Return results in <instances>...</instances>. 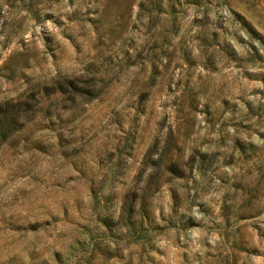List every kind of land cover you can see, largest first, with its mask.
I'll return each instance as SVG.
<instances>
[{"label": "rangeland", "instance_id": "374dc122", "mask_svg": "<svg viewBox=\"0 0 264 264\" xmlns=\"http://www.w3.org/2000/svg\"><path fill=\"white\" fill-rule=\"evenodd\" d=\"M197 1L0 0V264H264V0Z\"/></svg>", "mask_w": 264, "mask_h": 264}, {"label": "trees", "instance_id": "16d2710c", "mask_svg": "<svg viewBox=\"0 0 264 264\" xmlns=\"http://www.w3.org/2000/svg\"><path fill=\"white\" fill-rule=\"evenodd\" d=\"M152 1V4H153V6L154 7H156V8H161V7H165V8H163V11H164V13H165V16H166V18H171V17H173L174 16V12H173V10L172 9H169L168 10V8L166 9V7H169V8H171V5L169 6V1L170 0H151ZM200 1V0H199ZM199 1H197L196 2V5H198L199 4ZM158 10H161V9H158ZM243 28L245 29V31L249 34V36L252 38V39H255V40H257V41H259V43L261 44V45H264V40H263V38H262V36H261V34L260 33H258L257 31H255L248 23H246V22H243ZM7 110H3V111H1V109H0V115L2 116V114H3V119H5L6 120V118L8 117L7 116ZM9 119V118H8ZM5 125H7V126H11V122H9V121H6V123H5ZM5 127V126H4ZM6 129V128H5ZM0 131H2V130H0ZM6 131V130H5ZM6 133L7 132H4V134H2V135H0V142H2L3 140H4V138L6 137Z\"/></svg>", "mask_w": 264, "mask_h": 264}]
</instances>
